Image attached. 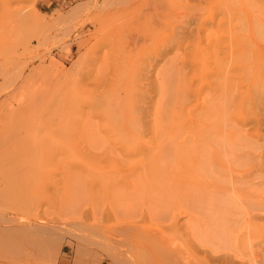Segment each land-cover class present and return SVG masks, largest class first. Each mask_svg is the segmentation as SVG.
<instances>
[{"label":"rangeland","instance_id":"1","mask_svg":"<svg viewBox=\"0 0 264 264\" xmlns=\"http://www.w3.org/2000/svg\"><path fill=\"white\" fill-rule=\"evenodd\" d=\"M138 9L130 17V0H0V264H130V157L115 158L103 148L113 139L111 135L120 133V125L130 132V123L136 122L131 114L136 104L149 108L153 122L152 117L160 112L157 104L163 106L166 96L152 72L175 51L170 49L163 56L165 46L157 50L166 38L164 44L169 47L173 29L161 21L164 25H156L151 41L130 43V18L145 20ZM182 49L190 55L202 53L192 44ZM155 50L159 51L156 62L151 60ZM144 63L156 66L146 69L147 75L151 73L150 83L143 79ZM208 65L203 59L196 69ZM190 81L193 85L186 90L194 93L199 84ZM188 91L179 95L192 97ZM96 97L97 102L93 101ZM245 105L235 107L240 109L235 120L247 117L251 110ZM88 112L93 129L83 124ZM108 120L113 124L108 125ZM79 127L94 134L93 138H102L94 140ZM102 139L107 143L94 142ZM72 196L75 202L80 198L79 206L87 211L69 219L59 214ZM114 210L120 211L118 215ZM110 243L112 252L106 246Z\"/></svg>","mask_w":264,"mask_h":264},{"label":"bare ground","instance_id":"2","mask_svg":"<svg viewBox=\"0 0 264 264\" xmlns=\"http://www.w3.org/2000/svg\"><path fill=\"white\" fill-rule=\"evenodd\" d=\"M263 5V0H130V17L140 8L145 18L144 21L141 17L130 18V43L151 41V34L161 21L171 24L173 29L169 47L164 44L169 39L165 37L163 44L159 41L161 49L157 50H162V45L167 47L163 48V56L170 49L175 50L174 56L165 59V65L162 63L165 70L160 72L161 66L160 69L157 66L158 70L152 72L166 96L163 106L157 104L163 113L156 111L159 115L152 114L155 118L150 122L149 108L137 107L134 100L136 108L129 111L136 122L130 123V132L120 125L121 134L111 135L113 139L108 137L112 140L105 142L106 145L103 139L94 141L103 144L106 148L103 150L115 158L130 157V264H264ZM202 7L209 11L203 12ZM16 9L15 6L10 11ZM202 41L206 44H201ZM191 44L201 49L199 56L196 52L190 55L183 51L182 47ZM157 50L155 60L151 56L154 62L159 57ZM178 58L182 65L176 61ZM203 59L209 65L196 69ZM147 64L142 66L145 72L138 67L144 72L141 71L143 79L150 83ZM150 66V70L156 69L152 63ZM191 79L199 84L194 85L197 87L194 93L188 91L189 85H193ZM180 87L185 88L181 92L193 93V98L188 93L180 96ZM174 96L180 97L179 100L175 101ZM94 100L97 102V97ZM243 102L251 111L248 110L249 114L244 111L247 115L244 119L235 120ZM235 105L240 109H235ZM90 113L83 115V124L88 128L92 125ZM113 122L117 123V119ZM80 129L83 133L86 128ZM84 133L89 134L85 130ZM92 135L88 136L94 139ZM75 196H72L74 202L64 203L59 215L69 219L84 215L87 207L83 211L80 198L75 202L78 195ZM121 209L112 212L122 213ZM106 246L109 251L113 249L111 243Z\"/></svg>","mask_w":264,"mask_h":264}]
</instances>
